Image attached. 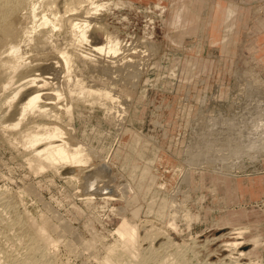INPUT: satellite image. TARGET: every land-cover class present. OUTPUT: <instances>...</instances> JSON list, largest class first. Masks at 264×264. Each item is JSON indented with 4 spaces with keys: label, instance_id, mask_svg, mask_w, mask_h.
<instances>
[{
    "label": "rangeland",
    "instance_id": "obj_1",
    "mask_svg": "<svg viewBox=\"0 0 264 264\" xmlns=\"http://www.w3.org/2000/svg\"><path fill=\"white\" fill-rule=\"evenodd\" d=\"M116 1L102 22L106 30L129 43L116 58L124 55L134 60L119 59L124 64L117 73L115 69L93 73L89 65L79 63V74L89 82L109 87L111 83L114 91L121 90L117 93L127 107L123 127L120 131L98 105H79L74 112L75 136L94 151L92 165L109 158L113 176L109 193L116 199L95 195L88 201L84 170L69 172L78 174L76 182L70 180L73 185L64 171L30 172L0 133V213L27 210L36 221H44L56 244L46 246L39 260L51 264H100L122 216L135 219L142 228L150 223L144 227L145 232L149 228V240L139 246L141 256L146 254L133 264H155L153 256L167 253L185 264H264V152L225 154L219 159L228 152L217 150L204 163L192 165L187 152L194 129L205 128L208 118H232L245 110L249 91L255 92L251 88L264 92V0ZM100 36L103 43V31ZM106 58L101 59L103 66ZM66 221L70 231L62 228ZM239 226L246 231L238 238L230 232ZM58 227L62 233L54 230ZM81 238L91 244L90 250L83 249ZM235 239L242 241L245 255L225 245ZM3 240L14 257L25 254L24 243L17 246L9 238ZM12 263L0 249V264Z\"/></svg>",
    "mask_w": 264,
    "mask_h": 264
},
{
    "label": "bare ground",
    "instance_id": "obj_2",
    "mask_svg": "<svg viewBox=\"0 0 264 264\" xmlns=\"http://www.w3.org/2000/svg\"><path fill=\"white\" fill-rule=\"evenodd\" d=\"M112 5L116 7L117 1L0 0V108H3L5 105L3 109L4 114L3 112L0 114L1 138L10 147L17 149H14V152H18V156L28 165L30 172L39 173L45 170H51L55 174L64 171L68 173L66 177L69 178V183H71V181L78 180V174H70L69 172L76 169L84 170L82 184L86 188L85 194H87V197L85 198L88 201H91L93 198L95 200V195L106 199L115 198L109 193L113 176L110 175L109 158L106 156L97 166L92 165L94 151L86 142L80 140L79 137L76 138L75 108L79 105H98L103 110L105 117L111 118L113 122H116L115 126L118 125L117 127L120 131L123 127V118L126 113L125 108H127L123 106L125 102L122 100L121 95L117 93L121 90L114 91L111 83L109 87L107 83L105 85V83L89 82L85 79V76L82 77L79 74V70H81L79 63L83 64V66L89 65L93 73L94 71H103V69L105 70L103 71L104 73L114 69L117 73V70H120V66L124 64L122 60L121 62H118V60L126 59V56L120 55L121 58L116 57L120 53H125V46L128 49L129 43H123V39L121 40L118 35L106 30L105 24L102 22L104 13ZM101 31L105 35L103 43L100 42ZM131 48L133 46H130ZM132 51L134 52V50ZM104 56L107 57L106 61L104 60L106 62L105 66H103L104 63L101 60ZM133 60L130 58L127 61ZM125 69L127 71V68ZM125 69L123 70L125 71ZM115 70L112 72H115ZM107 78L106 80H108ZM138 79L141 80V78ZM19 81L21 82L19 83ZM134 81L133 83H135ZM16 82L19 84L16 85ZM134 88L136 90V87ZM251 90L255 92L252 93L249 91L251 94L248 96L249 98L244 106L245 110L242 113L232 115L233 119L231 117L223 119L221 115L210 117L205 128L201 130L199 128L200 131L194 129V136L191 135L192 140L189 139L191 141L187 144L188 160L191 165L204 163L206 158L213 157L214 151L216 152L217 150L228 152L218 155L219 159H223L225 154H247L248 156H253L264 152V102L261 101L260 97L262 90L257 87L251 88ZM3 141L2 143H4ZM169 203L167 201L166 204ZM173 204L175 205L176 203ZM165 205L163 203V206ZM26 211L22 212L15 209L9 215H2L0 213L1 252L5 257L13 260L12 264H51V262H47V259L44 261H40L39 259L43 258L46 246L56 244V239L49 235L48 226H46L44 221H36ZM174 213L172 212L170 214L173 215ZM185 215L190 216L189 213H185ZM134 220L122 216L121 221L114 230L116 238L113 243L106 247L105 255L101 257L100 264H133L134 260L137 263L138 257L143 258L146 253H143L144 255L141 256L142 253L140 254L139 246L144 244L145 239L149 240V228L147 230L148 232L144 231L149 222L147 224L143 223L146 225V227L143 225L145 227L143 229L141 224H137ZM62 228L64 231L71 230V226L67 221L62 223ZM54 230L62 233L60 227ZM158 231L160 232L159 228ZM245 231L246 227L239 226L235 227L230 233L236 234L239 238L242 237ZM154 232L155 230L151 231V233ZM155 234H152V236H155ZM153 237L150 239L155 240ZM7 238L17 246L24 243V246H26L25 254L20 257L18 255L14 257L11 254V247L8 248L9 244L7 246V243L3 240ZM172 244L170 243V245ZM242 244V241L235 239L227 241L225 245L229 248L237 249L239 255H245L246 252L241 250ZM81 245L83 249L90 250L91 248V244L83 238H81ZM149 246L148 248L151 247ZM176 248L178 250V247ZM150 251L148 249L147 253ZM155 252L156 250L154 248L153 255ZM194 253L196 252L191 254ZM167 254H162L159 257L153 256L155 258L153 259L155 264H182V258L178 261ZM196 255L198 256V254ZM149 257L150 253L144 259L147 260ZM234 257L238 260L237 256ZM233 258H231V261H233ZM231 261L229 262L231 263ZM189 262H191L190 259ZM186 263L188 264V262ZM232 263H235V261ZM183 264L185 263L183 262ZM235 264H244V262L240 263L236 261Z\"/></svg>",
    "mask_w": 264,
    "mask_h": 264
}]
</instances>
